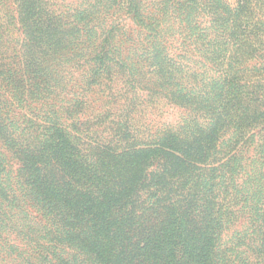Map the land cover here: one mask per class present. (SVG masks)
Masks as SVG:
<instances>
[{"label":"trees","instance_id":"trees-1","mask_svg":"<svg viewBox=\"0 0 264 264\" xmlns=\"http://www.w3.org/2000/svg\"><path fill=\"white\" fill-rule=\"evenodd\" d=\"M15 2L23 37L11 53L0 31V140L19 161L28 195L56 227L46 234L56 244L50 246L74 252L66 264H80L75 252L82 264H229L219 241L233 202L221 191V165L214 157L225 127L232 125L238 135L243 121L252 124L258 114L243 108L244 96L237 97L241 70L229 62L254 52L243 15L248 0L234 8L215 0L212 16L230 39L215 58L225 66L223 77L208 94L187 95L195 109L212 110L213 127L161 129L146 141H137L126 125L102 141L71 137L57 121L17 120V104L46 99L60 86L59 57L88 35L77 15L55 14L43 0ZM107 53L103 47L95 53L99 67L91 70V82L109 73ZM160 67L167 85L177 81L172 60L163 59ZM260 249L264 252V243Z\"/></svg>","mask_w":264,"mask_h":264},{"label":"rangeland","instance_id":"rangeland-1","mask_svg":"<svg viewBox=\"0 0 264 264\" xmlns=\"http://www.w3.org/2000/svg\"><path fill=\"white\" fill-rule=\"evenodd\" d=\"M219 1L231 8L239 2ZM214 3L43 0L44 7L55 14L79 16L81 25H87L88 36L71 53L59 57L58 61L63 60L56 70L60 86L46 99L17 104V120L57 121L71 137L102 141L112 139L120 125H126L137 141H146L166 128L213 127L216 119L212 110L195 109L197 104L187 95L208 94L209 86L223 77L225 66L216 59L230 39L226 26H220L212 16ZM248 3L243 15L249 19L246 29L251 32L246 38L253 41L254 52L248 50L243 58L233 57L229 62H237L241 70L243 83L237 97L244 96L239 98L243 108L261 115L257 114L252 124L244 120L238 135L232 125L225 127L214 157L217 166L221 165V191L225 190L226 200L233 202L219 241L220 249L228 253L229 264H264L260 249L264 243V0ZM84 9L88 14L82 15ZM68 18L73 21V17ZM0 31L11 53L23 37L15 0H0ZM101 47L108 52L110 71L100 72L91 82V70L99 67L95 53ZM10 53L5 56L13 55ZM163 59L172 60L179 70L177 81L170 85L160 67ZM20 169L19 161L0 140V264H66L74 252L61 245L50 246L56 244L46 234L56 227L28 195ZM75 253L82 264L80 253Z\"/></svg>","mask_w":264,"mask_h":264}]
</instances>
